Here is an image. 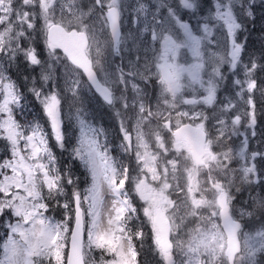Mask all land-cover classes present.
I'll use <instances>...</instances> for the list:
<instances>
[{
	"label": "snow or ice",
	"instance_id": "snow-or-ice-1",
	"mask_svg": "<svg viewBox=\"0 0 264 264\" xmlns=\"http://www.w3.org/2000/svg\"><path fill=\"white\" fill-rule=\"evenodd\" d=\"M258 20L264 41V0H0V264H144L149 240L156 264H261Z\"/></svg>",
	"mask_w": 264,
	"mask_h": 264
},
{
	"label": "rangeland",
	"instance_id": "rangeland-1",
	"mask_svg": "<svg viewBox=\"0 0 264 264\" xmlns=\"http://www.w3.org/2000/svg\"><path fill=\"white\" fill-rule=\"evenodd\" d=\"M85 3H87V0H85ZM257 3H259V0H257ZM260 38H261V36H260ZM261 44H262V40H261V42H260V47H261ZM259 50V49H258ZM259 52V51H258ZM227 68V67H226ZM224 69V71L225 70H227V69ZM36 71L37 72H39V69H36ZM71 99V97L69 96V100ZM260 123H264V115H261V117H260ZM84 185L83 184H81V187H83ZM256 195V194H255ZM247 198V195H245V196H240L239 198H238V200H237V202H236V204L235 205H241V201H243V200H245ZM257 216H259V213H257ZM246 222H248L247 221V219H246ZM260 227V223L258 222V220H256V218L254 219V220H252V222H249L248 223V227L246 228V230H249V231H254V230H256L257 228H259ZM261 259V264H264V257H261L260 258Z\"/></svg>",
	"mask_w": 264,
	"mask_h": 264
},
{
	"label": "flooded vegetation",
	"instance_id": "flooded-vegetation-1",
	"mask_svg": "<svg viewBox=\"0 0 264 264\" xmlns=\"http://www.w3.org/2000/svg\"><path fill=\"white\" fill-rule=\"evenodd\" d=\"M105 126L108 127L110 129V132L113 136H118V125L116 124L115 120H109L107 117L105 118ZM113 122V123H112ZM112 123V124H111ZM261 127H264L263 124H260ZM118 142V141H116ZM256 144V141L253 140L252 141V145L255 146ZM116 153H114L115 155ZM233 191L235 192V190L233 189ZM140 258H145V259H151L153 261H155L154 264H156V259L152 253H144Z\"/></svg>",
	"mask_w": 264,
	"mask_h": 264
},
{
	"label": "bare ground",
	"instance_id": "bare-ground-1",
	"mask_svg": "<svg viewBox=\"0 0 264 264\" xmlns=\"http://www.w3.org/2000/svg\"><path fill=\"white\" fill-rule=\"evenodd\" d=\"M260 27H261V23L258 20L256 25H255L256 31L252 32V34L250 36V39H249V42L255 44V47L258 48V49H260V42H261V38H260V36L258 34V30L260 29ZM262 43H264V41H262ZM251 51H254V49H252ZM237 142L239 143V141H237ZM244 194H248V192L245 191Z\"/></svg>",
	"mask_w": 264,
	"mask_h": 264
},
{
	"label": "trees",
	"instance_id": "trees-1",
	"mask_svg": "<svg viewBox=\"0 0 264 264\" xmlns=\"http://www.w3.org/2000/svg\"><path fill=\"white\" fill-rule=\"evenodd\" d=\"M258 34H259V36H261L260 29L258 30ZM249 49L250 50L254 49V51H256L257 54H259L258 48L255 47V44L249 42Z\"/></svg>",
	"mask_w": 264,
	"mask_h": 264
}]
</instances>
